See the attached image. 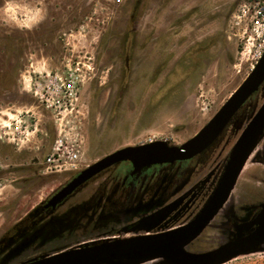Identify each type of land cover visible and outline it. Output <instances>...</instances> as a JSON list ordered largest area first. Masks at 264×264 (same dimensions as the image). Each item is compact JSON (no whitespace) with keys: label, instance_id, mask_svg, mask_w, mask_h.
I'll use <instances>...</instances> for the list:
<instances>
[{"label":"rangeland","instance_id":"374dc122","mask_svg":"<svg viewBox=\"0 0 264 264\" xmlns=\"http://www.w3.org/2000/svg\"><path fill=\"white\" fill-rule=\"evenodd\" d=\"M238 2L0 0V236L18 232L14 226L72 176L47 166L58 141L75 145L84 168L150 139L181 144L203 128L256 65V37L227 32ZM69 74L78 78V97L60 107L50 92L59 76ZM258 96L213 144V162L258 111L264 84ZM249 167L211 230L188 250H204L205 240L211 248L224 243L227 233L218 225L227 212L264 202V168ZM164 201L112 216L127 223ZM106 221L109 216L101 219ZM54 223L49 220L38 241L28 237L0 250V264H21L37 251L58 250L80 229L73 230L70 221L59 232ZM223 264H264V247Z\"/></svg>","mask_w":264,"mask_h":264},{"label":"flooded vegetation","instance_id":"af4514ba","mask_svg":"<svg viewBox=\"0 0 264 264\" xmlns=\"http://www.w3.org/2000/svg\"><path fill=\"white\" fill-rule=\"evenodd\" d=\"M262 3H264V0H239L228 21L227 32L237 35L239 34V31H244L246 20L240 16L241 8L246 5ZM258 93L249 98L239 111L246 106L250 99H254L256 102V100L260 98ZM77 97L78 93L74 100H77ZM263 104L264 99L258 111ZM198 132L194 136H196ZM193 137L181 144H171L168 140L163 141H166L171 146H181ZM239 137L232 144V147H229L224 155L219 157L216 162L212 161L214 159L215 151L211 148L218 139L203 153L189 160H178L174 163H156L145 166L141 169H137L131 161L117 163L95 175L89 181L78 187L71 195L65 198V200L58 203L56 207H52L48 206L49 201L59 191L72 182L82 171L89 168L94 163L84 168H79V162L75 167H72L69 164L57 167L63 168V173L65 174L72 173V176L61 184V186L53 190V192L41 202L35 210L30 212L31 214L25 216L18 222V224H16V226H14L13 230L19 228L18 232L12 231L9 233V231H6L0 236V250H2L4 246H9L11 243L16 244L20 240L28 237H30L31 240L38 241V239L41 238V232L47 229L49 220L56 223L54 224L59 232L62 230L63 226L69 224L70 221V226L74 227L73 230L80 227L79 230L72 232L73 238L71 239L70 244L58 249L60 251L85 244H99L102 241H109L112 239L160 233L170 228H174L176 225L188 223L198 214L219 183L230 154ZM224 140L225 139H223V141ZM147 143L152 142H145L144 144ZM227 143L224 146L228 147L229 144L227 145ZM203 156L205 158L203 160L205 162L203 168L193 176L192 179H190L191 177L189 176L193 173V170L202 166L200 158ZM248 165L251 166L249 167V170H263L264 135L261 137L249 157L245 168ZM47 166L49 169L54 167L49 166L48 164ZM162 199L165 200L162 205L145 214L135 216L127 223H118V218H113L112 216L113 213L125 211L130 207L132 208L139 204H144L145 202L154 204L156 201ZM260 206L261 205H256L255 207L251 206L249 210H247V208L240 210L238 214L236 212V214L234 212H227L226 220L222 218V223L218 225L227 233L228 240L225 241L226 243L234 240L238 236V227L240 224H236V221L239 223L251 221L260 210ZM149 215H153L152 218L141 221L142 218ZM105 216H109V221L101 222V219ZM219 216L220 215L211 222L207 227V230H211V225L219 218ZM55 217H60V219H55ZM94 224H96L98 228H96ZM255 228L256 227H253L252 230ZM241 231H243V229H241ZM205 241L206 248L204 247V250L196 248L189 251L207 252L220 247L222 244L211 248V240H208L210 245L207 243V240ZM191 244L189 246H191ZM58 250L40 253H37V251L35 254L26 257L25 261L49 256L55 252H59ZM158 263H160V260Z\"/></svg>","mask_w":264,"mask_h":264},{"label":"water","instance_id":"95a60500","mask_svg":"<svg viewBox=\"0 0 264 264\" xmlns=\"http://www.w3.org/2000/svg\"><path fill=\"white\" fill-rule=\"evenodd\" d=\"M263 84L264 54L214 117L188 142L181 146H171L166 141L157 140L138 146L124 147L110 153L82 171L49 201L48 206L56 207L82 184L117 163L131 161L137 169H141L156 163L189 160L203 153L219 138L248 99L260 91ZM263 135L264 104L236 142L213 193L198 214L188 223L176 225L160 233L112 239L99 244H85L58 250L59 252L49 256L21 264H146L158 263L159 260L158 264H223L241 255L262 250L264 247V202L259 204L260 210L251 221L245 223L236 221V224L240 225L238 236L234 240L224 242L220 247L207 252H191L187 248L201 236L230 202L245 165ZM231 212L235 213V210L232 209ZM152 216H146L141 221L150 219ZM253 227L256 228L252 230ZM13 245L3 247L2 252Z\"/></svg>","mask_w":264,"mask_h":264},{"label":"built area","instance_id":"2783aa9c","mask_svg":"<svg viewBox=\"0 0 264 264\" xmlns=\"http://www.w3.org/2000/svg\"><path fill=\"white\" fill-rule=\"evenodd\" d=\"M241 15L246 20L245 33L248 34L249 38L253 34L256 37L257 43L255 48L256 62L264 54V3L255 4L248 12L242 9ZM250 15V16H248ZM79 90L78 78L74 74L68 76H59L57 83L52 86L50 96L56 100L60 107L61 101L74 100ZM55 105V104H53ZM57 107V105H55ZM155 140L150 139L147 142H153ZM80 160L79 150L76 149L75 145L65 144L63 140L57 142L54 152L47 158V164L54 167H62L69 164L75 167Z\"/></svg>","mask_w":264,"mask_h":264}]
</instances>
